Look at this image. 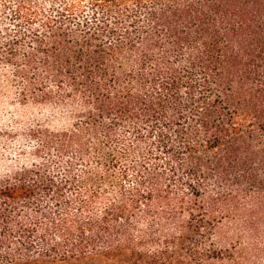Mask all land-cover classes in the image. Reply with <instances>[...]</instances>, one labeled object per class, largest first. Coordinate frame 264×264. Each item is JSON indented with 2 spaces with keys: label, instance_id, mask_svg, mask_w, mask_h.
Returning <instances> with one entry per match:
<instances>
[{
  "label": "trees",
  "instance_id": "1",
  "mask_svg": "<svg viewBox=\"0 0 264 264\" xmlns=\"http://www.w3.org/2000/svg\"><path fill=\"white\" fill-rule=\"evenodd\" d=\"M0 67L67 112L0 166V264H264V0H0Z\"/></svg>",
  "mask_w": 264,
  "mask_h": 264
},
{
  "label": "rangeland",
  "instance_id": "2",
  "mask_svg": "<svg viewBox=\"0 0 264 264\" xmlns=\"http://www.w3.org/2000/svg\"><path fill=\"white\" fill-rule=\"evenodd\" d=\"M65 113L62 108L20 103L15 82L0 67V166L14 165L16 151L19 148L27 150L32 145L20 138L26 129L35 125L64 127L67 125Z\"/></svg>",
  "mask_w": 264,
  "mask_h": 264
}]
</instances>
